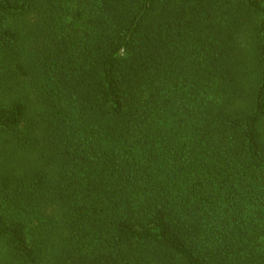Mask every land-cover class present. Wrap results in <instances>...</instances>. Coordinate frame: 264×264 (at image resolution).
Wrapping results in <instances>:
<instances>
[{"label": "trees", "instance_id": "obj_1", "mask_svg": "<svg viewBox=\"0 0 264 264\" xmlns=\"http://www.w3.org/2000/svg\"><path fill=\"white\" fill-rule=\"evenodd\" d=\"M0 264H264V0H0Z\"/></svg>", "mask_w": 264, "mask_h": 264}]
</instances>
